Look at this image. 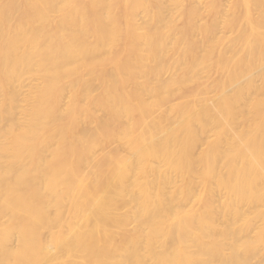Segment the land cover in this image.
Wrapping results in <instances>:
<instances>
[{"label":"bare ground","instance_id":"6f19581e","mask_svg":"<svg viewBox=\"0 0 264 264\" xmlns=\"http://www.w3.org/2000/svg\"><path fill=\"white\" fill-rule=\"evenodd\" d=\"M0 264H264V0H0Z\"/></svg>","mask_w":264,"mask_h":264}]
</instances>
